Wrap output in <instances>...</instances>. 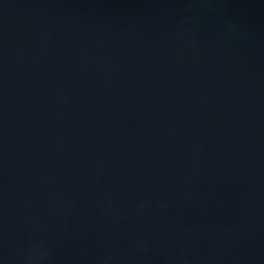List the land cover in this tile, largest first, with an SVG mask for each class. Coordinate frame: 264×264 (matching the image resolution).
Listing matches in <instances>:
<instances>
[{
  "label": "water",
  "instance_id": "obj_1",
  "mask_svg": "<svg viewBox=\"0 0 264 264\" xmlns=\"http://www.w3.org/2000/svg\"><path fill=\"white\" fill-rule=\"evenodd\" d=\"M0 264H264V0H0Z\"/></svg>",
  "mask_w": 264,
  "mask_h": 264
}]
</instances>
